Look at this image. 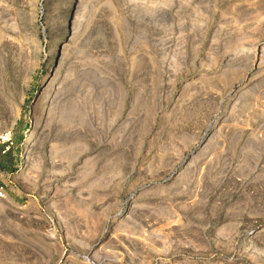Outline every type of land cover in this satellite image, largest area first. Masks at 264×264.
Returning <instances> with one entry per match:
<instances>
[{
    "label": "rangeland",
    "instance_id": "obj_1",
    "mask_svg": "<svg viewBox=\"0 0 264 264\" xmlns=\"http://www.w3.org/2000/svg\"><path fill=\"white\" fill-rule=\"evenodd\" d=\"M2 145L0 264H264V0H0Z\"/></svg>",
    "mask_w": 264,
    "mask_h": 264
},
{
    "label": "built area",
    "instance_id": "obj_2",
    "mask_svg": "<svg viewBox=\"0 0 264 264\" xmlns=\"http://www.w3.org/2000/svg\"><path fill=\"white\" fill-rule=\"evenodd\" d=\"M8 141H9V138L4 140V142H8ZM2 146H3L2 153H5L10 150V147L8 145H2ZM6 196H7L6 184L3 181V176L0 175V204L4 201Z\"/></svg>",
    "mask_w": 264,
    "mask_h": 264
},
{
    "label": "trees",
    "instance_id": "obj_3",
    "mask_svg": "<svg viewBox=\"0 0 264 264\" xmlns=\"http://www.w3.org/2000/svg\"><path fill=\"white\" fill-rule=\"evenodd\" d=\"M1 148H2V150L0 149V161H1V158H2V156H9V151H7V152H5V153H2V151H3V146H1ZM6 165H9V163H6V162H4Z\"/></svg>",
    "mask_w": 264,
    "mask_h": 264
},
{
    "label": "bare ground",
    "instance_id": "obj_4",
    "mask_svg": "<svg viewBox=\"0 0 264 264\" xmlns=\"http://www.w3.org/2000/svg\"><path fill=\"white\" fill-rule=\"evenodd\" d=\"M27 142H28V141H27ZM25 144H27V143L25 142ZM5 199H6V198H5ZM5 199H4V200H5ZM0 205H1V204H0ZM1 206H2V205H1Z\"/></svg>",
    "mask_w": 264,
    "mask_h": 264
}]
</instances>
